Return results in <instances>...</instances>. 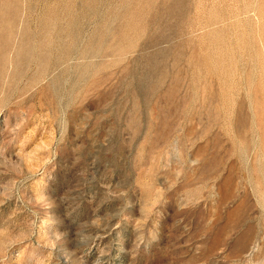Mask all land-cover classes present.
Listing matches in <instances>:
<instances>
[{
  "label": "rangeland",
  "instance_id": "rangeland-1",
  "mask_svg": "<svg viewBox=\"0 0 264 264\" xmlns=\"http://www.w3.org/2000/svg\"><path fill=\"white\" fill-rule=\"evenodd\" d=\"M0 264H264V0H0Z\"/></svg>",
  "mask_w": 264,
  "mask_h": 264
}]
</instances>
